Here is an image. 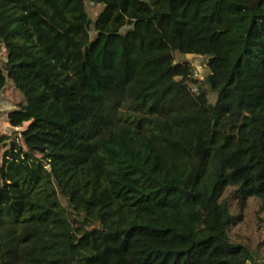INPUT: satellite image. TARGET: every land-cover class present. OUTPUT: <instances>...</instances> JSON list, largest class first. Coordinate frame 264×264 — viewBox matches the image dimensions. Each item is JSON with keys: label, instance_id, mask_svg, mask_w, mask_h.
<instances>
[{"label": "trees", "instance_id": "16d2710c", "mask_svg": "<svg viewBox=\"0 0 264 264\" xmlns=\"http://www.w3.org/2000/svg\"><path fill=\"white\" fill-rule=\"evenodd\" d=\"M0 45V264H256L264 0H0Z\"/></svg>", "mask_w": 264, "mask_h": 264}, {"label": "rangeland", "instance_id": "374dc122", "mask_svg": "<svg viewBox=\"0 0 264 264\" xmlns=\"http://www.w3.org/2000/svg\"><path fill=\"white\" fill-rule=\"evenodd\" d=\"M89 16L94 21L102 11L101 5L87 3ZM177 61H188L191 63L195 78L204 81L208 75L207 62L192 55L186 57H176ZM7 61V52L3 45H0V65L3 66ZM216 95L210 94V101L215 103ZM24 103L23 95L15 88L13 82L8 79L7 87L0 95V164L4 154L9 148L10 143L26 130L28 124L23 128H12L8 122V114L16 110L20 104ZM18 137L20 142L22 140ZM233 212L238 214L237 205L234 203ZM234 242L244 244L250 248L256 264H264V211L261 209V202L256 199L250 200L244 212V220L230 231Z\"/></svg>", "mask_w": 264, "mask_h": 264}]
</instances>
